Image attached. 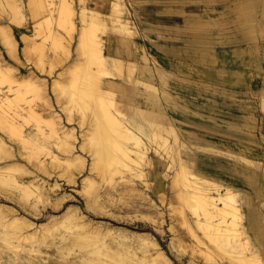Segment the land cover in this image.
<instances>
[{"label": "rangeland", "instance_id": "rangeland-1", "mask_svg": "<svg viewBox=\"0 0 264 264\" xmlns=\"http://www.w3.org/2000/svg\"><path fill=\"white\" fill-rule=\"evenodd\" d=\"M94 1L0 0V29H6L17 43L15 49H10L0 32V140L3 141V149H0V206L7 210L3 212L8 217L17 216L27 222L19 227L14 225L13 229L8 222L10 219L0 215V244L3 243L0 251L3 255L28 257V264H38L46 261L43 257H51L53 242L66 240L68 246L64 245L62 249L67 254L64 257L66 264L74 260L73 254L80 252L93 257L86 264H104L107 258L111 264H150L147 256L144 260L136 256L142 255L143 248H150L152 253L164 251L169 258L164 264H219L225 261V251L219 250L211 258L197 248L198 241L194 237L196 232L207 242L211 237L214 240L218 224L221 229L226 226L223 217H207L209 206L201 204L195 193L194 198H183L185 184L178 183L174 176L184 157L189 154L203 157L204 153H211L204 152L201 146L189 143L185 138L183 131L187 127L193 128V121L214 122L216 128L224 130V125L233 123L227 117L229 112L235 114L253 106L257 118L255 126L243 125L246 134L242 133L239 142L250 145L259 153L253 152L250 156L256 159L253 167L259 175L256 183L259 186L255 191L240 184L241 192L235 204L241 206L251 242L259 246L264 258V109L258 89L264 74V57L254 49L256 40L253 35L258 38L259 32L251 31L245 13L247 5L252 2L255 25L260 30L264 23L263 0H123L139 33L136 38L140 43L145 42L143 38L146 36L157 38L147 42L145 49L151 48V43H159L167 50L158 60L164 70L157 62L154 64L141 55L133 59L123 58L124 61H136L138 67L143 66L144 71L150 72V77L140 73L133 75L137 83L132 84L133 90L129 93L114 89L116 108L128 114L134 112L132 106L145 107L156 121L149 129V137L145 136L147 155L144 159L138 157L139 160L133 161L128 157V163L117 160L108 166L106 158L99 157L90 139L95 138L96 127L110 122V112L120 119L122 114L114 109L82 110L68 92L73 78L71 70L92 56L91 53L80 55L77 49L78 33L86 24L82 20L83 8L102 12L108 22L106 13L111 1ZM70 11L77 26L72 31L65 28L64 21ZM107 29L110 30L111 26L108 25ZM107 31L94 30L98 39L106 38ZM257 41L263 44L264 38L259 36ZM189 42L195 44L201 53L209 49L213 55L194 62L189 54L177 51L186 49ZM169 59H175L178 66L181 64V69L176 70L180 71L176 72L177 76L165 63ZM108 60L113 63L110 58ZM202 65L225 67L241 75L227 73L232 77L228 81L234 87L231 88L226 83L208 82L200 77L194 70ZM178 79L185 84L184 87L175 85ZM57 81L61 85L55 84ZM117 81L124 82L120 78ZM150 81L154 89L149 87ZM35 84L39 93L33 87ZM181 105L183 110H179ZM224 113L226 117H220ZM123 124L134 129L128 120ZM68 129L74 132V145L70 151L61 146L64 130ZM154 129L160 130V134H154ZM131 145L125 141V148L122 146L119 155L130 148L131 156L136 158ZM233 155L226 152L222 158L232 172L238 164H243L241 175L246 178L252 166L248 167L247 162ZM211 161L216 160H203V163L214 165ZM254 181L256 179L250 185L256 186ZM244 190L252 197L250 203L244 200ZM10 209L14 212L10 213ZM195 212L201 214L198 219L201 226L196 224ZM257 213H260V219H254ZM45 224L50 227L37 235L31 234ZM188 224L193 225L194 233ZM112 235L119 244L122 243L121 247L109 242ZM125 249L131 252L126 253Z\"/></svg>", "mask_w": 264, "mask_h": 264}, {"label": "bare ground", "instance_id": "bare-ground-1", "mask_svg": "<svg viewBox=\"0 0 264 264\" xmlns=\"http://www.w3.org/2000/svg\"><path fill=\"white\" fill-rule=\"evenodd\" d=\"M110 1H111L110 9L106 13V15L108 16L109 23L105 21L104 19L105 17H103L102 12L95 10L93 8H87V7L83 8L82 20L85 21L86 24L83 25V27L78 33L77 49L80 55L91 53L90 55L92 56H89V58H86V60H84L82 57L83 61H81L80 65L74 66V68L71 70V72L73 73V78H71L72 80H70L71 82L69 83L70 84L69 89L67 87L68 92L70 91L69 97L71 96V100L78 103L80 107L82 108V110L85 109V110H96V111H99V110L109 111L110 109L111 110L114 109L115 112H119L122 114V117L120 119V117L117 116V114L110 112L109 114L110 122H108L107 125L103 123V125L105 124V126L100 125L96 127V132H95L96 135H94L95 138L93 136L92 138L94 139L92 141L90 139V142H92L94 147H96L99 157H103L104 159L106 158L105 162L107 163V166L111 165L112 162L115 163V161L117 160H123L125 163H128V157L129 159L132 158L133 161L135 160L137 161L138 157H142V159H144L145 156L147 155V150H146L147 142L145 140V136L146 138L149 137L148 135L150 133L149 129L152 125L155 124L153 122L156 121L155 117H150L151 115L150 111L145 107H140L136 105L135 107L132 106V110L134 112L128 113V114L116 108V103H115V100L113 99L114 89L125 92V93L132 92L133 90L132 86L137 83L134 80L135 78H133L132 76L136 75L137 73H140L146 77H150V72L144 71L143 66L138 67L136 61L130 60V59L135 58L136 55H141V57L145 60L147 59V57H146V54L142 52L143 44H141L139 39L136 38L137 36H139V33L137 29L134 28L135 26H133L132 19L129 15V12L127 11L125 7L123 0H110ZM101 5L102 4L99 3V6ZM253 5L254 4L250 2V5L248 4L245 10V13L247 14V18H248L247 21L249 24V28L251 29L252 32L254 31V33L258 31L260 38H264V23L262 22L263 24H261L260 30L256 28V25H255L256 20L252 14V11L254 10ZM70 12L71 13L68 14V16H66L64 21H65V28L69 27V29H71L72 31L73 29H76L77 26L73 18V15H74L73 12L72 11ZM262 15L264 16V0H263V6H262ZM108 25L111 26L110 30L107 29ZM98 29H101L102 31L108 30L106 32V35H107L106 38L102 39L100 37V39H98V35L95 34L94 32V30H98ZM0 32H1L3 39L9 45L10 49L12 50L15 49L17 47V43L11 36H9L7 30L4 28H1ZM259 36L257 38L255 35H253L254 40H256L254 49H257L261 57H264V43L259 44V42L257 41L259 39ZM123 46H127L128 49L127 48L122 49ZM254 49H253V52L256 51ZM204 51L205 52L201 53L200 58L196 60L197 62L204 61L205 59H208L209 57L213 55V52L209 49H206ZM90 57L92 59H90ZM125 57H128L130 59H127L126 61H124L123 58ZM109 58L113 61V63H111L108 60ZM92 63L96 64L97 66L93 67L91 65ZM195 71L197 74H200V77L202 76L203 78H208L215 82H218V81L225 82L229 78H232L231 76H228L227 73H234L235 70H226L220 74L217 72L219 75H216L215 73H213L212 66L211 67L209 66L205 68H199V71L197 70ZM118 78H120V80L123 79L124 82L120 83V81H117ZM58 83L59 82L57 81L55 84H58ZM166 83L170 84L168 82ZM59 84L61 85V82ZM176 84L178 85V87L179 86L184 87L185 85V84L182 85L179 79L177 80L175 85ZM35 85L36 86L33 85V87L39 93L40 89L37 87V84ZM147 86L143 85V87H147ZM149 87H152L154 89V84L152 82L149 83ZM258 89L260 90V94H261V107L264 109V74L261 75ZM148 92L146 91V93ZM211 108H212V111H215L213 107ZM253 108L254 107L252 106V109ZM180 109L182 110L184 109L182 105L179 106V110ZM252 109L250 110L242 109L241 112L236 111L235 114H232L233 112L228 111L229 114L227 115V117L233 123L224 125L225 129L219 132L220 134L217 136V138L213 136H209V135H203L202 133L205 131L202 130L201 128L193 127L192 129H188L189 127H187L183 131L185 138L188 139L189 143L190 142H192L193 144L196 143L198 146H201L200 149L202 148L204 152H211V153H204L205 156L203 157L201 156L194 157L191 154H189L188 157L183 156L184 158L182 157L183 159H181L180 169L178 170L177 174L174 177L176 178V181L178 183L185 184L184 186L186 188L185 187L184 188L186 189V192L184 193H186V195L183 198H186V197L194 198V196L192 195H194L195 193L197 195L196 197L199 199L201 204L205 205L207 203V205L209 206L208 210L206 211L207 217H214V218L218 216L223 217V220L226 223V226L223 229H221L220 225L218 224L216 228V235H214L215 237L214 240L209 235L211 237V240L207 242L204 236L196 234V232L194 234L195 235L194 237H196V240L198 241L197 246L199 247L197 248L202 253L208 255L209 257L212 258V255L218 253L219 250L220 251L223 250L226 252V253L224 252L226 254V256L224 257L225 261L223 260V262L221 263L219 262V264H264V258L261 255L259 246H256L255 244H252L251 242V235L249 234V228L247 227L246 223L243 220L245 218L243 216L244 213L240 209L241 206H237L235 204V202H237V199H238L237 197L239 196V193L241 192L239 190L240 184L245 185L246 188L254 189L255 191H256V188L259 186L256 184L258 182L259 175L257 174V171H255L253 167V164L256 162V159H253L250 157V156H253V152L257 153V155L259 153L256 150H254V148L252 149L250 145L242 144L239 142V138L240 136H242V133L245 132L246 134V131L243 130V125H250L253 127L255 126V121L257 120V118L254 114L255 112L254 109L253 110ZM243 115L247 116L246 117L247 119L244 118ZM224 116H225V113L223 116H220V117L224 118ZM126 120H128V122L130 121L133 123V126H134L133 130L132 128H129L123 124V122H125ZM171 128H170V131H172ZM193 130L197 131V133H195ZM154 134L159 135L160 130L157 131L156 129H154ZM248 134L250 133L248 132ZM73 135H74L73 130H70V129L64 130V136L61 139V146L65 148L67 151L68 150L70 151V149H72V146L74 145V142H73L74 140H72ZM89 136H92V135L90 134ZM231 137L234 140L236 139L235 140L236 142H234V140H231ZM153 139L155 140L156 138L154 137ZM182 140L184 141V138ZM125 141L132 143L131 146H133V151H135L136 153V158H133V156H131L130 151H129L130 148H128L127 150L126 149L124 150L125 147L123 146V144ZM186 142L184 145H186ZM211 142L213 145L211 144ZM157 143L159 144L160 141H157ZM122 146L124 147L123 148L124 151H122V154L119 155L120 154L119 151L122 149ZM0 149H3L2 140H0ZM226 152H229L231 154L233 153L234 155L236 154L235 156L238 159L242 158L245 162H247V164H249L248 167L252 166L250 167L251 168L250 172L246 174L247 175L246 178L243 177V175H241L242 171H244L243 164L241 166L239 164L238 165L236 164L237 166H236L235 171L234 172L230 171V168L227 167L226 160L222 158V155H226ZM184 153L187 154V151ZM123 154H125L126 157L122 158ZM210 154L212 156H210ZM78 157L79 156H77L76 158ZM212 159L216 160L214 162L211 161L214 165H211L208 162H207L208 165L203 163V160H212ZM101 166H104V165L102 164ZM249 178L252 179V181H250ZM253 179H256V181H254L256 186H253L252 184L250 185V182L253 183ZM204 181H206V183H204ZM243 193H244L243 194L244 200L246 201V203H250V201L252 200V197L246 191ZM178 195H180V193ZM3 211H7V210H5L4 208H1L0 206V215H2V218L4 219H10L8 220V222L10 223V225L13 226V229L15 227L14 225L18 227L21 225H26L27 222L24 221L23 219H20L17 216L8 217L6 212H3ZM8 211L10 213L14 212V210H11V209ZM197 213L198 212H195L196 224L197 226H201L202 225L201 220H198V219H201V214H197ZM185 217L186 216L183 217L184 222L186 221ZM254 219H260V213H257ZM45 225L37 227L35 232L31 234H36L39 231L41 232L45 231L44 229L46 227H50L49 225L47 226V224ZM192 226L193 225L188 224V228L190 230H193V233H194L195 229ZM108 236L110 235H107L106 237ZM125 239H128V238H125ZM108 240H110L109 242H112L113 244L114 243L119 244V241L115 237H113V235ZM155 241L153 243L155 246H157L158 244ZM54 243L55 242L52 243L55 246H53L54 248L51 250V253H50L51 257L49 258L43 257L44 260L46 261L40 262L38 264H66L64 262V259H65L64 257H66L67 254L64 253L62 249H63V246L64 245L66 246V244L69 242H67L66 240H61L59 243H55V244ZM2 244L3 243H1L0 245L2 246ZM120 245H122V243L119 244V246ZM126 247L129 248L128 245ZM129 249L128 250L125 249L126 253L130 251ZM149 250L150 248L149 249L143 248L142 251L140 250L141 252H143L142 255H136V256L138 257L139 260H144V258L147 256L150 264H164L163 263L164 260L169 259L168 256L165 254V252L162 250L160 252L157 250L158 251L157 253L156 252L152 253ZM135 252L137 251L135 250ZM2 253L3 252L0 251V264H28L27 263L28 257H23V256L20 257V256L9 255V254L3 255ZM88 254L89 253H82V252L75 253L72 255V259L74 258V260L68 263L69 264H84V263L86 264L88 262H91L93 257H89ZM219 254H221V252ZM91 256H93V254H91ZM107 259L104 260V264H111L110 260H107ZM131 259L132 258H130L129 260ZM229 261H232V263H229Z\"/></svg>", "mask_w": 264, "mask_h": 264}, {"label": "crops", "instance_id": "crops-1", "mask_svg": "<svg viewBox=\"0 0 264 264\" xmlns=\"http://www.w3.org/2000/svg\"><path fill=\"white\" fill-rule=\"evenodd\" d=\"M94 3H95V1H94ZM149 38H150V36H146V38H143V41L145 40V42H143V47L144 48H143V51L142 52H144L146 54L147 58H149V61L151 59L154 62V64L157 62L156 64L159 65V66L158 65L157 66L160 67L161 69H163V67L160 66L161 65V63H159L160 61H158V60L162 58L161 56H162V54L164 55V52H165L164 50H167V49L164 48V44H159V43H151V44H153V46L151 48L148 47L147 49H145V45H146L147 42H153L154 40H157V38H155V36H154V38H152V37L150 39ZM148 39L151 40V41H148ZM187 45L188 46L186 47V49H179L177 51L180 52V50H181V52H184L186 54H189L194 59V62H197L196 60L199 59L200 56H201L200 50H198V48L195 47V44H192V42H189V44H187ZM165 63L168 64L169 70H171V72L177 76L176 72H178V71H176V70L177 69H181V64L178 66V62L175 63V59L174 60L169 59V61L168 62H165ZM199 68H205V66H203V65L202 66H199L197 68V71H199ZM214 68H216V69H214ZM212 69H213V73H215L216 75H219L220 73H223L224 71H226L225 67H219L218 68V67L212 66ZM195 73H196V71H195ZM240 75L241 74L239 72L237 73V72L234 71V73H233V76H240ZM229 79L227 81H225V82L224 81H218V82H223V83L228 84ZM206 80L208 82H210V79L206 78ZM228 85H230L231 88H234L232 84H228ZM193 122H194L193 123L194 124L193 125L194 128H201L202 130H208V131H210L212 133V134H209V133L203 132L202 133L203 135H209V136H213V137H216L217 138V136L220 134L219 132H221V129L216 128L214 126V122H212V123H206V124H203V123L199 122V120H196V121H193ZM205 127H208L209 129H206ZM188 129H192V128L189 127ZM194 132L197 133V131H194ZM234 138H236V137H234ZM211 144H212V142H211Z\"/></svg>", "mask_w": 264, "mask_h": 264}]
</instances>
